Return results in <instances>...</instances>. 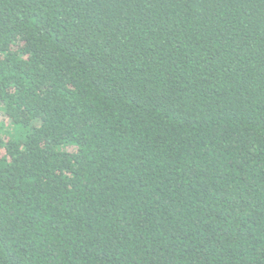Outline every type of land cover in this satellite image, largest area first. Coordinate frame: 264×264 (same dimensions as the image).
<instances>
[{"label":"trees","instance_id":"obj_1","mask_svg":"<svg viewBox=\"0 0 264 264\" xmlns=\"http://www.w3.org/2000/svg\"><path fill=\"white\" fill-rule=\"evenodd\" d=\"M0 264H264V0H0Z\"/></svg>","mask_w":264,"mask_h":264}]
</instances>
